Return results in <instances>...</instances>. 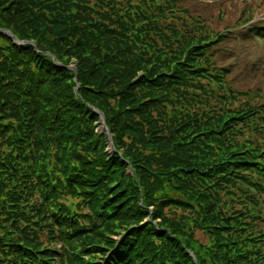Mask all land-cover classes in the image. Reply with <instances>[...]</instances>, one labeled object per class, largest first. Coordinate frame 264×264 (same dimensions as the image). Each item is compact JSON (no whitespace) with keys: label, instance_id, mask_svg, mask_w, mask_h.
<instances>
[{"label":"trees","instance_id":"trees-1","mask_svg":"<svg viewBox=\"0 0 264 264\" xmlns=\"http://www.w3.org/2000/svg\"><path fill=\"white\" fill-rule=\"evenodd\" d=\"M177 6L0 0V264H264V95Z\"/></svg>","mask_w":264,"mask_h":264},{"label":"rangeland","instance_id":"rangeland-1","mask_svg":"<svg viewBox=\"0 0 264 264\" xmlns=\"http://www.w3.org/2000/svg\"><path fill=\"white\" fill-rule=\"evenodd\" d=\"M146 4L149 3L146 1ZM183 11L185 14L181 13ZM175 14L182 16L183 20L193 18L195 22L204 24L205 29L213 33L227 27L228 29L223 31L224 40L214 47L213 56L219 66L230 71L227 77L228 86L233 92H243L235 95L243 101L247 99L254 101L258 99V96L264 95L262 90L256 91L261 88L264 91V34L262 36L255 33L247 34L248 25L241 24L243 14V20L249 21L247 24L253 25L259 31H264V0H178ZM175 26L180 30L181 24H175ZM241 94L247 95L243 97ZM218 102L222 111L227 106L239 105L237 100H230V97L227 102L225 98H219ZM199 105L203 106V104ZM96 130L104 133L101 129V121L98 126L96 125ZM111 143L108 138L107 152H114V146ZM262 186L264 187V183ZM260 197L263 198V194H260ZM196 237L204 244L207 243L205 234L196 232ZM42 241V243L51 242L45 238H42ZM54 246L56 250L61 249L58 242H55Z\"/></svg>","mask_w":264,"mask_h":264},{"label":"water","instance_id":"water-1","mask_svg":"<svg viewBox=\"0 0 264 264\" xmlns=\"http://www.w3.org/2000/svg\"><path fill=\"white\" fill-rule=\"evenodd\" d=\"M0 32L1 33H4L5 35H7V36H10L13 40L15 39L14 37H13V35L9 32V31H1L0 30ZM32 45H34L33 43H31ZM69 69H71V70H74V67H68ZM95 113L96 114H99V116H100V119H101V129L102 130H104V131H106V127H105V124H104V118H103V115L101 114V113H99V112H97V111H95ZM107 132V131H106ZM108 133V132H107Z\"/></svg>","mask_w":264,"mask_h":264}]
</instances>
